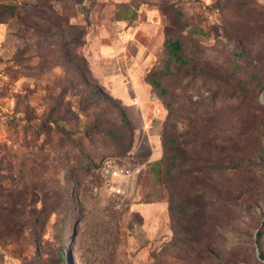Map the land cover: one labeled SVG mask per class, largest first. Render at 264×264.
Wrapping results in <instances>:
<instances>
[{
    "label": "rangeland",
    "instance_id": "374dc122",
    "mask_svg": "<svg viewBox=\"0 0 264 264\" xmlns=\"http://www.w3.org/2000/svg\"><path fill=\"white\" fill-rule=\"evenodd\" d=\"M231 83L235 113L177 112ZM263 84L264 0H0V264L60 238L70 264H264ZM207 133L209 157L240 164L204 169L213 194L186 222L172 166L206 157L189 148ZM104 158L120 180L85 168Z\"/></svg>",
    "mask_w": 264,
    "mask_h": 264
},
{
    "label": "trees",
    "instance_id": "16d2710c",
    "mask_svg": "<svg viewBox=\"0 0 264 264\" xmlns=\"http://www.w3.org/2000/svg\"><path fill=\"white\" fill-rule=\"evenodd\" d=\"M49 13H51L53 16H57L55 11L51 10ZM58 31L60 32L61 29H59ZM60 34L64 40H68V42H63V46H67L70 42L75 43L78 40V37H73L69 39V35H64L66 34V30H63V32H61ZM176 43L172 45L173 50H171V54L174 55V58H176L177 60L180 56L181 50L179 48V45ZM235 68H237V66H234V69ZM180 71L178 70V72L176 73V77L174 75V78H172L173 85L177 82V84L174 86V88H172V90L176 89V94L178 95V97V93L181 91L180 82L186 79L185 71H182L181 69ZM153 84L155 86H159V83L156 81H153ZM227 86L228 87L226 88H222V90L219 91L217 94L212 95L210 99L209 97H206V99H196L194 101L188 100L187 103L185 102L182 104L178 101V103H176V110L177 112L181 111L182 115L188 113L190 117H192V120L196 122H201L206 125L213 124L215 122L213 119L214 116H216L217 114L219 116L221 113H224V110H226L230 114H233L235 113V111L238 110V106L240 105L239 102L241 95L239 92H241V90H233L232 88H234V86L232 85V83L228 84ZM261 90L264 96V84L261 86ZM221 101H223L224 103L221 104L220 107H218ZM200 136L201 137L196 136L198 141H192V144L190 145L189 149L191 151H194L196 148L205 147V149H207L208 147L209 149L205 150L207 156H197L200 159L197 157L186 158L185 152L180 151L182 161H180V163L174 162L175 165L172 164V167H177V169L174 170V173L177 172L178 178L181 179L180 183L183 186V191H180L181 197L178 202L177 210L179 211V214L182 217H185V219L183 220H186V222L192 220V217L194 216L192 213L200 211L202 209V205L204 204V197L213 194V190H211V188L206 189V187H208L209 180L206 181V178L201 177L204 173V169L207 168L209 173H212L214 176L215 174H218V177H221L224 174L225 176H227V174L229 175L230 172L236 170V167H239L240 164L238 161H235L231 156L227 157V159H220V161L213 160L212 157H209L211 155H209L208 151H215L218 148L217 141H215L216 139L214 137L211 138L208 133L207 136H203L201 134ZM201 141H203V144H201ZM105 159L106 158L102 159L100 163L88 161V163L85 165V168H87L88 170L99 169L102 163L106 161ZM162 160H159L160 163L162 162ZM200 162L203 164L202 166L198 165ZM187 164L190 167L188 166L189 168L183 170V168L187 166ZM172 172V168L168 167L166 172L167 176H171ZM211 181L214 182V178H212ZM22 225L23 224L16 222L15 227L20 228ZM61 242L62 238L57 240V252L54 256L50 257L48 255L42 256L39 252L41 248L40 243L36 240H33L35 252L32 257L25 258L22 264H70L68 254L66 252L64 253L61 249ZM261 261H264V256L261 257Z\"/></svg>",
    "mask_w": 264,
    "mask_h": 264
},
{
    "label": "built area",
    "instance_id": "2783aa9c",
    "mask_svg": "<svg viewBox=\"0 0 264 264\" xmlns=\"http://www.w3.org/2000/svg\"><path fill=\"white\" fill-rule=\"evenodd\" d=\"M100 173L108 178L110 181H117L120 180L121 178V170L119 168H114L112 167L109 163H102V165L100 166ZM111 191L114 193V195H121V189L115 185L113 187H111Z\"/></svg>",
    "mask_w": 264,
    "mask_h": 264
},
{
    "label": "crops",
    "instance_id": "0c3cea01",
    "mask_svg": "<svg viewBox=\"0 0 264 264\" xmlns=\"http://www.w3.org/2000/svg\"><path fill=\"white\" fill-rule=\"evenodd\" d=\"M157 142L159 141H145L143 142L147 147V155L149 156V158L151 159V157L154 158L155 161L160 160L161 156H162V150L160 148H158V146H156ZM137 148H135L136 151Z\"/></svg>",
    "mask_w": 264,
    "mask_h": 264
}]
</instances>
